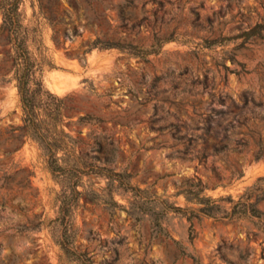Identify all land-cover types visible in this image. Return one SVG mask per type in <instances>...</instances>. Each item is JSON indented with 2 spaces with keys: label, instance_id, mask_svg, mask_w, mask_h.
Segmentation results:
<instances>
[{
  "label": "rangeland",
  "instance_id": "374dc122",
  "mask_svg": "<svg viewBox=\"0 0 264 264\" xmlns=\"http://www.w3.org/2000/svg\"><path fill=\"white\" fill-rule=\"evenodd\" d=\"M43 2L46 11L38 17L53 63L44 79L52 91L68 96L67 130L91 143L115 145L117 169L133 171V182L152 185L183 206L198 203L176 194L177 183L196 175L210 180L206 192L217 198L231 193L238 199L249 187H264V0ZM23 8L28 19L35 18L31 0ZM50 14L66 22L61 27L76 23L81 34L59 35L57 41L44 16ZM257 24L261 31L248 33ZM105 34L157 51L89 48ZM11 53L6 34H0V129L22 122L18 89L9 79ZM182 136L194 137L190 149ZM224 140L249 142L248 153L237 155L245 169L240 178H230L228 169L236 156L214 154L212 143ZM201 152L205 161L188 158ZM213 162L226 176L225 185L216 184L207 168ZM60 187L37 141L27 138L13 152L0 147V264H80L61 258L49 226L13 227L28 217L37 221L36 214L56 217ZM116 197L129 203L123 194ZM81 201L75 214L77 243L97 264H264L261 217L201 215L193 220L192 236L188 216L171 210L163 221L165 235L153 229L148 216L136 219L124 208ZM219 202L232 206L226 199ZM259 205L264 210V199Z\"/></svg>",
  "mask_w": 264,
  "mask_h": 264
},
{
  "label": "trees",
  "instance_id": "16d2710c",
  "mask_svg": "<svg viewBox=\"0 0 264 264\" xmlns=\"http://www.w3.org/2000/svg\"><path fill=\"white\" fill-rule=\"evenodd\" d=\"M36 0H31L34 7L33 16L27 17L23 8L26 0H0V34L5 33L12 47V67L10 80H14L18 89L20 104L22 107V122L12 124L8 129H0V147H6L8 152L19 149L27 138H32L42 149L47 167L52 172L60 189L56 195L58 214L47 220L38 216V220L28 217L27 222L13 226L18 231L33 230L44 225L49 226L53 232L55 241L61 246V258L66 261H77L80 264H97L93 255L87 249H82L77 243V228L75 227V214L83 206L82 198L96 203H103L110 208H124L136 219L148 216L151 219L153 229L161 234L168 235L163 225L165 214L169 211L182 212L191 221V233L194 236L195 218L201 215L215 218H234L240 216H258L264 219V210L260 207L264 199V187L254 185L242 194L238 199L230 193L220 198L206 192L210 180L203 179L200 175L184 182L177 183L176 194H185L189 202L198 203L197 206L177 204L163 197L152 185L141 187L133 182L134 172L117 169V147L109 142L96 140L91 143L79 135L73 134L65 128V108L67 107V95L61 96L52 91L45 83L44 75L47 66H53L48 55V46L45 43L39 14L45 13L47 7L43 0L39 1V13L36 10ZM54 28V38L59 41V35L72 37L81 34L79 26L72 22L70 26L61 27L64 22L53 14L44 15ZM124 18V14L122 16ZM59 25V26H58ZM261 25H255L248 33H259ZM119 47L129 49L134 54H147L156 49H144L132 42H122L110 37L98 35L90 42L89 48ZM87 123L89 120H79ZM82 132V130H79ZM183 137V136H182ZM194 137H183L182 142L187 149L191 148ZM210 143V141H208ZM214 154L218 157L226 155L236 156L228 166L231 177L240 178L245 174V169L237 155L248 153L249 142L238 141L231 144L229 140L213 142ZM187 157V156H184ZM205 152L188 156L189 159L198 158L206 160ZM260 154L254 158L259 159ZM213 171V179L216 184H224L226 179L222 175L219 166L214 162L207 166ZM32 172L29 173L31 175ZM263 178V177H260ZM96 179H105V184L97 185ZM125 195L129 203H122L116 194ZM226 199L232 203L231 208L223 205L219 200ZM21 206V202L16 203ZM27 205L20 207L21 210ZM25 214L27 212L24 211Z\"/></svg>",
  "mask_w": 264,
  "mask_h": 264
}]
</instances>
